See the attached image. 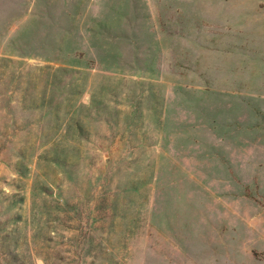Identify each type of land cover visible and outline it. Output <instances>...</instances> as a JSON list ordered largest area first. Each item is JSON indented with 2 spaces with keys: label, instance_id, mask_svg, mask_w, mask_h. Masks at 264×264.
I'll use <instances>...</instances> for the list:
<instances>
[{
  "label": "rangeland",
  "instance_id": "1",
  "mask_svg": "<svg viewBox=\"0 0 264 264\" xmlns=\"http://www.w3.org/2000/svg\"><path fill=\"white\" fill-rule=\"evenodd\" d=\"M0 264H264V0H0Z\"/></svg>",
  "mask_w": 264,
  "mask_h": 264
}]
</instances>
